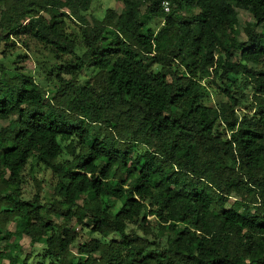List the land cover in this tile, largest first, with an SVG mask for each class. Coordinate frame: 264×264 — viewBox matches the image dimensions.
Wrapping results in <instances>:
<instances>
[{"label": "trees", "instance_id": "obj_1", "mask_svg": "<svg viewBox=\"0 0 264 264\" xmlns=\"http://www.w3.org/2000/svg\"><path fill=\"white\" fill-rule=\"evenodd\" d=\"M121 1L90 25V0H0V264H264V0ZM18 35L49 56L48 91L15 65ZM234 52L254 68L231 75ZM30 158L51 202L22 195ZM80 210L95 236L71 253ZM145 217L151 238L118 229Z\"/></svg>", "mask_w": 264, "mask_h": 264}, {"label": "rangeland", "instance_id": "obj_2", "mask_svg": "<svg viewBox=\"0 0 264 264\" xmlns=\"http://www.w3.org/2000/svg\"><path fill=\"white\" fill-rule=\"evenodd\" d=\"M231 4L232 2L229 1ZM123 9V3L121 0H90L89 4V10L86 14V20L91 25L94 20H101L105 13L108 10L113 11V13H120ZM236 16H237V26H236V32H237V40L239 42H242L245 40V35L243 34V28L246 26H249L251 23V17L249 14L243 10L236 9ZM66 32L68 34H71L73 36H76V31L78 26L75 23L68 22L66 20ZM148 24L151 27V29L158 28L160 24L159 19H150L148 20ZM257 32H260L264 35V26L256 28ZM14 45L13 49L16 50V52L19 54V57L15 60V65L19 68V71H22L24 73L29 74L34 81L42 87L43 90L48 91L52 86L56 85V79H55V72H48V70L52 67V62L49 60V56L46 52H44L41 48H38L34 46L30 41H28V36L26 35H18L16 38H13ZM22 42L25 44L23 45ZM264 45V43H263ZM17 47V48H15ZM75 53L77 55H80L82 53V48L78 47L75 49ZM225 69L235 77H238L239 72L243 67H247L250 69H253L254 66L251 64H244L240 62L238 59V53L234 52L232 54V57L228 59L224 63ZM82 74V73H81ZM83 80L89 81L86 77L83 78ZM82 82V81H81ZM210 84L209 93H211L209 100L211 104L215 103L217 100L221 99L220 96H218V89L217 87L212 84ZM250 98V94H248ZM250 101V99H248ZM248 103H246L241 109H247ZM13 118V117H11ZM6 124V121H0V127L4 126ZM64 157V156H62ZM54 178L51 174L50 169L47 167L41 165L38 163L35 159L30 158L25 166L22 169L21 172V192L23 197L25 198H31L33 194L35 193L36 186L37 185L40 188L39 193V200L41 202H51L54 199V195L52 193V184H53ZM86 203L89 201L90 198H86ZM78 203H80V200H78ZM100 207L102 209H107V212L113 213L116 211V209L119 206V203L115 200H101ZM231 202H227L225 205V208L230 207ZM146 223H139L138 220L134 223H126L127 228L123 229L122 227H119V231H127L128 229H134L137 234L148 236L151 238V231L152 229V222L150 217H145ZM87 223V216L85 215V212L83 210H80V212H77L74 214L70 220V222L67 224L68 228L75 233V239L74 243L70 247V252L74 253L76 245L87 241L89 238L95 236L88 232V230L85 228V225ZM18 229V226L14 222H10L5 226V230L9 232L16 231ZM152 234V233H151ZM164 234V233H163ZM161 234V235H163ZM13 243L18 242L21 246V253L27 254L29 251L32 253L30 254V262L35 263V259L33 258V255H36L38 252V245L34 244L33 247L28 246V240L25 237H20V239L12 240ZM32 256V257H31Z\"/></svg>", "mask_w": 264, "mask_h": 264}, {"label": "built area", "instance_id": "obj_3", "mask_svg": "<svg viewBox=\"0 0 264 264\" xmlns=\"http://www.w3.org/2000/svg\"><path fill=\"white\" fill-rule=\"evenodd\" d=\"M160 9L163 13H167L169 11V3L166 0H162L160 2Z\"/></svg>", "mask_w": 264, "mask_h": 264}]
</instances>
